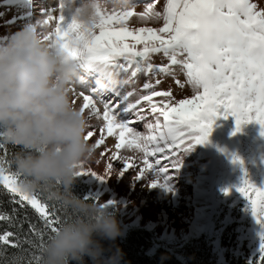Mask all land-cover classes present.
<instances>
[{"label":"rangeland","instance_id":"374dc122","mask_svg":"<svg viewBox=\"0 0 264 264\" xmlns=\"http://www.w3.org/2000/svg\"><path fill=\"white\" fill-rule=\"evenodd\" d=\"M7 1L9 0H5V3ZM48 1L45 3L43 0H31L27 5L33 6L32 9L30 8L31 11L24 9L9 12L11 8L19 7L22 4L20 0H17L5 5L7 10L0 15V41L3 43V49L0 50V137L11 134L12 130L13 133L17 131L21 135L30 134L40 137L44 144L43 157L46 160L57 159L63 162L76 178L90 186L95 209L100 214L99 223L105 211L110 208L117 209L121 215L123 235L127 230L136 227L154 232L158 243L180 257L179 252L182 247L188 246L209 227L218 229L219 236H222L226 226L236 224L239 227L240 247L232 257H235L239 263H245L246 259L254 258L260 250L264 249L263 24L254 19L253 15L245 11L242 6H233L227 1L215 3L208 12L202 11L200 17L203 18V23L199 28L188 26L197 0H191L185 8L181 1L178 2L176 10L169 18L164 12L165 0H153L148 3L140 0L141 3L133 5H127L128 0H54L50 1L55 7L52 9V17L49 15ZM43 9L44 11H42ZM65 10L68 14L62 13ZM78 10L92 15L94 21L82 19ZM40 14L42 16H38ZM75 14L79 18H76ZM13 17L15 19L11 21L12 24L18 22L23 27L18 35H15L14 30L8 28L10 18ZM61 19H64L66 24L61 25L56 34ZM169 22L171 24H168ZM85 25L88 26L84 27ZM136 29H148L147 37H155L159 41V46L153 48L149 46L153 53V59L145 66L135 65L136 74L130 79L125 78L121 92L110 94L111 99L107 102L91 104V108L97 110L95 117H101L102 122L109 115H114L122 123L116 127L118 128L116 137L112 136L109 144L115 145L116 142L111 143V140L116 141L115 138L122 139V150L136 159L139 166L145 158V151L147 152L142 136L150 134V132L144 134L143 125L147 121H136V114L139 112L138 108H143L146 113L155 111L154 102L148 103L147 98L164 95V92L169 93V97L163 98L162 104L156 105L157 111L168 110L172 103L170 105L167 103L172 100L174 103L179 100H188L189 108L192 111L200 108L194 116L182 113L181 115L185 118L183 129L171 132L169 137L173 140L170 142L173 145L176 144L180 151L185 153L188 161L191 162L193 158L196 159L200 156L203 161V175L206 177L201 185L193 186L192 193L186 194L180 199L183 204L178 207V217L182 218L183 226L181 228H177L171 220L168 221V218L164 219L163 225L158 226L152 222L147 223L146 221L149 220L138 218L140 210L134 206L133 196H139L134 193L141 192L148 198H152L151 195L156 193L146 190L148 187L142 181L134 180L130 173L131 166L123 169V161L120 160V157L112 156V171L114 172L116 167L117 171L113 176L110 171H106L102 175L104 181L101 187L96 181L90 179L88 174L94 175L93 178L97 177L100 172L94 162L103 164L104 160L76 161V159L72 160L71 157L60 152L56 154L51 152L53 141L50 137L62 132L64 137L68 135L61 126V123L66 121L65 116L61 114L66 112L64 104L53 105L51 98L54 96L47 97L46 103L51 105V112L50 114L40 113L41 116H38L28 97H19L11 92V89L17 91V85L13 82L14 80L18 82L20 72V66L17 63L14 66L13 60L19 58L20 53L21 56L28 54L31 47L36 50L37 46H40L43 55L44 48H48L53 54L52 59L50 54L51 62H56L60 52L80 59L84 55H88V53L79 52L81 48H89L98 38L110 43L121 37L122 33L130 34ZM196 30L198 33L207 31L214 39L213 44H217L214 48L218 49L219 53L221 52L218 65L202 62L199 51L191 38ZM170 31H173L171 41L164 43L162 38ZM23 37L24 40H21ZM132 43L127 38L122 40V44L127 46ZM6 45L10 46L8 55L3 52L4 49L6 50ZM155 47L163 48L165 51L162 54L157 53ZM144 50L146 49L143 48L142 51ZM133 51L137 50L121 49V43L118 41L114 51L116 54L112 55L109 61L101 63V66L118 61L116 71L124 72L125 65L122 62L121 53L129 54ZM127 57L129 59L130 56ZM98 59L96 56L97 62ZM28 60H31V57H28ZM28 66L32 70H30L31 75L29 76L31 82L27 86L41 85L42 87L43 73L36 70L33 62H30ZM154 66L158 70H153ZM148 70H152V72L143 73ZM187 70H189L192 79ZM107 71L112 72L113 70L107 68ZM58 74L57 78L63 82L70 81L67 85L69 89H79L77 96L85 99L84 95L86 94L94 95L95 89L87 87L79 75H68L63 70ZM11 77L14 78L11 79ZM194 79L198 80L200 85L205 88V92L200 90L197 94L198 102L193 100L195 89L192 80ZM129 80H132V83ZM238 81H244L252 93H258L260 90L262 94L244 97L240 93V88L236 87ZM43 86L41 92L47 96L49 88ZM229 92L235 94L231 100ZM77 96L70 99L77 100ZM207 99L211 100L212 104L207 108H202L201 102H208ZM68 102L70 101L68 100ZM213 104L217 107L214 108ZM58 115L63 117L59 122L60 130L57 133L47 131L49 120L57 119ZM28 116H32L35 120L41 118L35 125H29L25 129L24 125L28 122ZM70 120H74L71 115L68 117V122ZM74 121L70 129L73 141L76 134L75 140L81 144L82 149L92 147L94 141H86L85 133L80 132L91 128H88L85 123H79L78 119ZM190 125L197 130L192 129ZM6 130L8 131L6 132ZM199 138L201 146L198 144ZM250 139H252L250 147L243 148L241 145ZM163 150L169 151V148L164 146ZM72 154L76 157V154ZM137 171L138 169H135L133 173L135 174ZM153 172L158 174L154 169ZM114 178L118 189H120L119 180L124 184L125 180H128L131 181L132 186L135 185V188L130 190L129 194H132L130 199L120 189V194L125 197L124 203L113 200L114 192H106L114 189ZM0 182V185L5 188L0 191L1 193L20 191L22 195L23 187L20 186L19 179L2 176L1 168ZM127 188H125L126 191ZM136 188L140 191H137ZM204 188L207 191L201 194L199 190L203 191ZM171 192L173 191L164 186L159 191L161 196L165 197L167 206H169ZM126 201L128 202L125 203ZM186 203L193 205L188 206ZM35 210L38 217L44 214V209L39 206ZM140 222L146 223L140 224ZM7 241L8 237L0 239V252L15 249L10 247L6 243ZM158 248L161 246H155L150 254H153ZM215 251L219 255L220 261L223 262L225 252L219 247V243H216ZM157 254L158 252L155 255ZM3 257L4 255L0 254V259ZM33 260L38 261V256L34 255Z\"/></svg>","mask_w":264,"mask_h":264},{"label":"bare ground","instance_id":"6f19581e","mask_svg":"<svg viewBox=\"0 0 264 264\" xmlns=\"http://www.w3.org/2000/svg\"><path fill=\"white\" fill-rule=\"evenodd\" d=\"M17 0H9L5 3V0H0V15L7 10L6 6L13 3ZM21 5L16 8H11L9 12L13 11H22L24 9H32L33 6H27L28 3L31 2V0H20ZM48 0H43V2L46 3ZM54 1V0H50ZM48 1V8H49V15L52 17V9L55 8L52 3ZM64 1V0H63ZM166 5L164 8V12L167 14V18H169L173 12L176 10L178 6V2H182L184 8L189 5V2L191 0H165ZM219 1H227L233 6L240 5L244 8L245 11L250 12L253 15V18L256 19L259 23L263 24L264 26V0H197L196 8L193 13V16L191 17L189 27L193 28H199L201 24L203 23V18L200 17V14L202 11L206 10L207 12L210 11L213 7V5ZM57 3V1H56ZM6 5V6H5ZM64 5H67V3H64ZM31 9L29 11H31ZM44 11V9L42 10ZM97 12V11H96ZM63 14H68L67 11H63ZM78 13L82 17V19H87V21H94V18L92 15L82 13L80 10H78ZM21 16V15H19ZM42 16V14L38 15ZM76 18H79L75 14ZM15 19L13 17L10 18V22L8 25V28L14 30L15 35L20 34L23 30V27L18 24V22L15 24H12V20ZM58 22V21H57ZM66 24L64 19H61L60 23L58 24L56 34L58 32V29L61 25ZM168 24H171L169 22ZM88 25H85L86 27ZM173 31H170L166 36L162 38L164 43H169L171 41V34ZM146 33H148V29H136L133 30L132 33H122L121 37H118L112 42H106L102 38H98L95 40L92 45L87 48L81 50L79 52L88 53L87 55H84L80 59L73 58L70 54L62 53L60 52L58 54V58L56 59V62H51V59L53 58V54L50 53V50L48 48H44V55L41 53V47L37 46L36 50H33V47H31L28 54H25L21 56L22 54H19V58H16L13 60V64L17 63V65L20 66V72H19V78L18 82L14 80L13 84L17 85V91L14 89H11V92L14 93L16 96L19 97H28L29 101L32 104V107L35 112L38 113V116L41 114H50L51 105L49 103H46L47 97L54 96L51 98V101L53 105H61L64 104V110L65 113H61L63 116H65L66 121L61 123V126H63L64 131L66 132L67 137H64L62 133L59 135H56L54 137H50V139L53 141L52 150L54 154L60 152L68 157H71L72 160L76 161H83L86 159H93V160H104L105 162L103 164L99 162H94L95 166L99 169V174L97 177L91 176V174H88L89 178L96 181L99 186H103V174L106 171H110L112 173V176L114 175L115 171H117V167L114 168V172L112 171V156L120 157V160L123 161V169L128 168V166H131L130 173H132V177L134 180H137L138 182L142 181L146 187H148V191H153L156 194L151 195L152 198L146 197L143 193L135 192L134 194L139 196L135 197L133 196V203L134 206H136L140 210V214L138 216L139 219L142 218V220H149L146 221L147 223H153L156 226L163 225L164 219L168 218V221L171 220L172 223L177 227L181 228L182 225V218L178 217V207L180 205H183L180 201L181 197L192 193L193 192V186L194 185H201L203 181L206 180V177L203 175L202 171V164L203 161L201 160L200 156L193 158V160L188 161L185 157V153H180L177 150H163V147L168 143L170 133L171 132H178L182 129L183 120L185 119L181 114L182 113H189L192 116H194L200 108H196L194 111L190 109V104L188 100H179L178 102L174 103L168 102L167 105H170L168 110H159V111H152L150 113H146L143 111H140L136 114V121L138 122H144L147 121L144 127V134L146 132H150V134H145L142 136V140L144 141L146 147H147V155L140 164V166L137 164V160L134 159L130 154H126L122 150V139L115 138L116 141L111 140V143L109 144L110 138L116 137V130H118V126L121 125V123L117 120H114L111 116H108L103 122L101 120V117H95L97 114L96 109H92L91 104L96 103H102L107 102L111 99L110 97V91L111 88L109 85H106V79L104 77H101L96 80L95 73L99 70L98 67H96L99 64V61L97 62L96 56L102 58V59H110L112 53L115 51L118 41L121 43V49H135L137 51H142L143 48H145V51H151L149 46L153 48L154 46H159V41L155 39V37L148 38ZM14 35V36H15ZM127 38L130 40V42H133L130 46L122 44V40ZM13 40V39H12ZM24 40V37L21 39ZM63 40L61 41V43ZM6 50L4 49L3 52L7 55L9 52V45L5 46ZM35 48V47H34ZM158 48V47H155ZM3 49V43L0 41V50ZM51 54V59L50 58ZM28 57H31V60H28ZM49 59V60H48ZM153 59V55H152ZM48 60V61H47ZM30 62L34 63V66H36V70L41 71L43 73L42 75V87L45 85L49 88V92L46 96V94L42 93V87L41 85H35L28 87V83L31 82V78L29 76L31 75L32 70L28 64ZM70 63V64H69ZM41 65V66H39ZM74 65V66H72ZM55 67V69H54ZM65 71L68 75H79L81 77V80L85 85L91 89H95L94 95L86 94L84 95L85 99L81 96H77V90H73V88H68L69 82H63L60 78L58 79L57 76H59L60 71ZM107 70V67L101 68V72H105ZM153 70H158L156 66L153 67ZM152 70L144 71L143 73H151ZM189 77L191 78L190 73L188 72ZM14 77H11V79ZM55 79V80H53ZM192 79V78H191ZM144 80V79H141ZM41 81V80H39ZM132 83V80H129ZM194 82V89L195 93L193 98L194 102L197 101V94L201 91L205 92V88L202 87L198 80L194 79L192 80ZM74 84V81H73ZM62 89V91H60ZM69 90V91H68ZM72 91V92H71ZM63 95V97H62ZM74 96H77V100L70 99ZM165 96L162 95L161 97L157 99H153L152 101H155L156 105H160L163 102V98ZM69 98V99H67ZM75 98V97H74ZM68 100L70 102H68ZM66 101V102H65ZM113 101V100H112ZM208 102H201L202 108H207L210 104H212L211 100H208ZM66 103V104H65ZM213 107L216 108L217 106L213 104ZM25 108V107H24ZM157 108V107H156ZM88 110L87 112H85ZM60 113V112H59ZM60 114V115H61ZM66 114V115H65ZM58 115L57 119H50L49 125L47 126V131L50 130L51 132L57 133L60 130V123L62 121V116ZM71 115V117L74 120L79 121V123H85L87 125L88 129L81 130V133H85L84 139L86 141H94V145L89 148H83L81 147L80 143L76 142V134L74 135L75 139L73 141V138L71 136L70 129L73 126L72 124L75 122L74 120H70L68 122V117ZM41 116V115H40ZM90 116V118H88ZM28 122L24 125V128L26 129L29 125H35L39 120H35L32 116L27 117ZM88 118V119H87ZM87 136V137H86ZM92 138V139H91ZM109 144V145H107ZM71 153V156H70ZM72 153L76 154L73 155ZM117 153V154H115ZM156 156L160 157L159 160L156 159ZM210 159V158H209ZM155 163V164H154ZM154 165H157L161 168L160 172L158 174H155L153 172ZM135 169H138V171L134 174L133 171ZM96 170V169H94ZM132 170V172H131ZM173 172V173H172ZM146 179V180H145ZM109 180V178H108ZM115 186L114 189H110L106 192L111 193L114 192V199L118 200L121 203H124L125 197H122V194H120V189L124 191L125 196H128L129 199L132 194L130 193V190L135 188V185H131V181L125 180V184L123 181H118L120 189L116 186V180L114 178ZM130 182V183H127ZM168 190H171L170 194V201H165V197L161 196L162 185ZM180 186V187H179ZM129 189H128V188ZM127 188V191L125 190ZM137 189V188H136ZM137 191H140L137 189ZM201 194H204L207 190L204 188L203 191L199 190ZM169 198V196H167ZM128 199V201H129ZM161 199V200H160ZM172 199H175V201H172ZM126 201L125 203H127ZM188 206H192V203H186ZM146 222H140V224H145ZM185 229V233H186Z\"/></svg>","mask_w":264,"mask_h":264},{"label":"trees","instance_id":"16d2710c","mask_svg":"<svg viewBox=\"0 0 264 264\" xmlns=\"http://www.w3.org/2000/svg\"><path fill=\"white\" fill-rule=\"evenodd\" d=\"M208 48L206 56L216 53ZM242 85L240 92L246 97ZM250 141L241 146L248 149ZM43 148L37 135L12 130L0 137L2 176L19 179L23 187L22 195L0 192V239L8 237L6 243L15 248L0 252V264H264V249L245 263L232 257L240 247L236 225L226 226L220 237L218 229L209 227L184 245L178 257L158 243L153 232L132 228L123 235L115 208L105 211L99 223L90 186L63 162L46 160ZM4 189L0 185V191ZM38 206L44 209L41 217ZM218 240L226 253L223 262L215 251ZM155 246L161 248L150 254Z\"/></svg>","mask_w":264,"mask_h":264},{"label":"water","instance_id":"95a60500","mask_svg":"<svg viewBox=\"0 0 264 264\" xmlns=\"http://www.w3.org/2000/svg\"><path fill=\"white\" fill-rule=\"evenodd\" d=\"M148 54V52H144L142 54L134 53L133 57L141 63H147L149 61Z\"/></svg>","mask_w":264,"mask_h":264}]
</instances>
